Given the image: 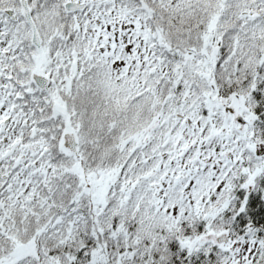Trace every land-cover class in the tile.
Listing matches in <instances>:
<instances>
[{
    "label": "snow or ice",
    "instance_id": "obj_1",
    "mask_svg": "<svg viewBox=\"0 0 264 264\" xmlns=\"http://www.w3.org/2000/svg\"><path fill=\"white\" fill-rule=\"evenodd\" d=\"M0 264H264V0H0Z\"/></svg>",
    "mask_w": 264,
    "mask_h": 264
}]
</instances>
